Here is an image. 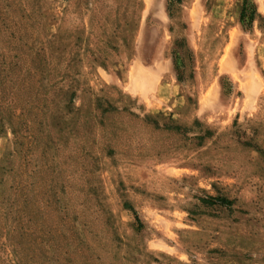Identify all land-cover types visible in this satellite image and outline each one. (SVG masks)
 <instances>
[{
	"label": "rangeland",
	"instance_id": "374dc122",
	"mask_svg": "<svg viewBox=\"0 0 264 264\" xmlns=\"http://www.w3.org/2000/svg\"><path fill=\"white\" fill-rule=\"evenodd\" d=\"M171 1L0 0V264H264V0Z\"/></svg>",
	"mask_w": 264,
	"mask_h": 264
},
{
	"label": "trees",
	"instance_id": "16d2710c",
	"mask_svg": "<svg viewBox=\"0 0 264 264\" xmlns=\"http://www.w3.org/2000/svg\"><path fill=\"white\" fill-rule=\"evenodd\" d=\"M175 1L177 3H181V0H172L171 3H170V7L173 6L172 3L175 2ZM245 13H246V11L244 10L243 14H245ZM218 201H220L222 206H226V207H230L231 206V202L229 200H227V199L223 198V199H220ZM127 209L130 210L133 213L134 217H135V221H136V224H137V230L141 229L142 228V222L140 221L138 213L131 206H127Z\"/></svg>",
	"mask_w": 264,
	"mask_h": 264
}]
</instances>
